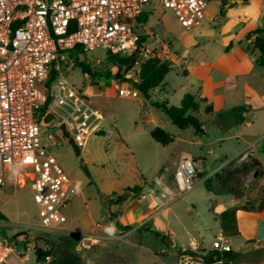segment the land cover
Here are the masks:
<instances>
[{
	"label": "built area",
	"instance_id": "obj_1",
	"mask_svg": "<svg viewBox=\"0 0 264 264\" xmlns=\"http://www.w3.org/2000/svg\"><path fill=\"white\" fill-rule=\"evenodd\" d=\"M209 2L0 0V192L8 183L15 188L30 185L38 207L40 226L36 230H50L66 222L62 211L76 193L68 172L50 152L49 148L56 144L55 137L49 133L42 137L40 127L45 126L47 118L60 119L50 127L65 141L72 138L79 148L95 131L99 117L87 95L62 73L72 61L68 53L73 50L83 57L84 53L102 49L112 55L130 56L137 51L133 62L136 71L149 59L169 61L171 40L142 31L143 23L137 19L145 14V8L168 9L180 27L190 31L201 24ZM140 36H145L146 41L138 47ZM133 76L128 74L124 80L116 81L114 90L118 96H138L132 86L137 82ZM234 160L246 163L249 156L243 153ZM198 168L192 158L177 162L173 177L179 193L193 189ZM29 229L16 234L24 244L17 253L24 259L34 250L26 243ZM16 249L9 238L0 237V264H5ZM229 251L231 246L223 235L216 236L208 248L191 240L184 252L177 254L178 264H222L213 253ZM163 253L165 248L160 250ZM35 264H51V257Z\"/></svg>",
	"mask_w": 264,
	"mask_h": 264
},
{
	"label": "rangeland",
	"instance_id": "obj_2",
	"mask_svg": "<svg viewBox=\"0 0 264 264\" xmlns=\"http://www.w3.org/2000/svg\"><path fill=\"white\" fill-rule=\"evenodd\" d=\"M144 15L147 16V29L163 39H173L175 55H178L181 46L174 32L181 27L172 12L158 7L154 11L145 8ZM83 58L92 76L84 74L74 59L67 64L62 73L74 87L87 95L89 104L97 112L99 117L95 123V131L87 136L84 145L78 148L76 156L60 133L50 127L60 119L55 120L50 117L48 123L44 121L45 126L40 127L44 133L42 137L48 133L55 137L56 144L49 148L50 152L62 164L77 188L73 207L70 209L65 207L62 211L66 218L64 223L68 224L75 233L72 236V245L78 241L77 234L86 233L90 228V216L94 223L107 221L98 192L119 193L127 186H141L145 195L155 194L158 188L153 183L162 186L161 173L169 175V183H175L173 164L184 155L195 157L192 158L195 161L198 160L196 157L204 155L213 162V165L208 171L201 173L197 171L195 185L191 191L181 194L177 190L176 194L160 196L162 205L167 209L170 227L174 231V240L177 244L185 245L194 239L205 247L210 246L218 231L214 218L217 217V213H221L222 202L227 197L229 199L240 193L243 203L249 200L255 205L259 204L264 177L256 178L255 174L243 178L241 167L245 163L236 160L232 161L229 168H223L238 157H233L237 149L234 143L211 142L213 137L207 139L204 135H197L192 128L183 131L177 129L154 106L143 105L140 94L135 98L118 96L114 90L116 81H122L126 75L133 73L135 75L133 78L136 81L139 79L140 71L133 69V65L127 72L121 70L120 75L123 79L115 81L112 76L106 78V73L114 74L115 69L107 60L105 50L97 49L84 53ZM185 86V77L177 65L173 64L163 83L151 90V96H156L155 91L158 87H164L169 95L163 94L162 97L168 98L172 105H178L177 95ZM200 117L204 119L203 115ZM156 127L172 134L173 143L166 146L156 143L150 137V131ZM41 141L42 144L45 143L43 139ZM210 149L213 150V154H208ZM213 168L216 169L208 174ZM214 173H216L215 183L211 187L219 189L226 182L225 187L227 186L230 193L224 191V195L216 196L204 189L203 181ZM211 206H214V211L210 210ZM37 210L28 183L16 188L8 183L0 192V212L6 218L4 222H0V237H4L1 232L5 233V237L9 238L17 248L15 253L9 255L5 264L36 263L32 256L34 250L28 259L17 253L24 244L13 236L27 227L30 229L26 243L39 247L53 244L55 253H60L67 247L66 241L60 238L55 240L50 233L35 229L40 226ZM163 248L166 249L165 256L159 259L156 255ZM113 249L123 256L112 257L106 264H160L161 262L178 264V259L165 244L163 245L153 234L142 230L129 233L122 241H118Z\"/></svg>",
	"mask_w": 264,
	"mask_h": 264
},
{
	"label": "crops",
	"instance_id": "obj_3",
	"mask_svg": "<svg viewBox=\"0 0 264 264\" xmlns=\"http://www.w3.org/2000/svg\"><path fill=\"white\" fill-rule=\"evenodd\" d=\"M146 22L143 23L142 31L151 33L146 27ZM259 28H264V0H210L199 26L190 31L181 28L174 32L181 46L178 55H175L173 39L169 38L171 59L165 63L169 64L170 68L173 64L177 65L186 81V86L177 95L178 105H172L168 98L162 97L163 94L169 95L164 87L156 89L155 97H152V91H149V99L142 97V101L143 105L149 106H153L152 102L163 101L168 105L179 106L186 93L205 99L206 102L200 103L197 113L203 135L207 139L213 137L211 142L234 143L237 147L233 153L234 158L246 153L249 158L256 159L264 170V66L256 63L259 53L253 48V38L248 35ZM230 43L232 46L226 50ZM90 92L92 94V90ZM206 105L211 106L208 113L204 111ZM239 114L242 122L238 119ZM200 115H203L204 119ZM208 154H213V150H208ZM183 158L195 157L184 155L173 164L174 167ZM196 158L198 160L194 161L199 166L200 173L211 169L213 162L204 155ZM168 177L169 175L161 173L162 186L153 183L158 188L155 194L145 195L142 187L139 195L133 197L130 194L121 205L110 207V211L116 214L115 220L121 226L130 227L128 231H121L108 219L104 223H94L90 215L91 226L86 233L77 234L78 241L75 245H72V236L75 233L66 222L50 230L38 231L50 233L55 240L60 238L66 241L67 247L81 259V264H106L112 257H122L123 255L113 247L133 231L147 232L145 228L151 229V234L159 240L160 237L154 232L168 235L174 245L185 249L188 244L179 245L175 242L167 209L160 200V196L164 194L177 193L176 183H169ZM75 189L77 193L76 185ZM122 191L102 194H120ZM74 201L73 196L66 208H72ZM242 204L243 197H227L222 202L221 215L217 213L214 218L218 227L216 236L223 235L227 238L234 256L232 264H264V209H236L232 214L226 213ZM210 210L214 211V206H211ZM169 251L177 258V251ZM164 256L165 253L160 254V251L156 255L159 259Z\"/></svg>",
	"mask_w": 264,
	"mask_h": 264
},
{
	"label": "trees",
	"instance_id": "obj_4",
	"mask_svg": "<svg viewBox=\"0 0 264 264\" xmlns=\"http://www.w3.org/2000/svg\"><path fill=\"white\" fill-rule=\"evenodd\" d=\"M244 2H247L248 0H243ZM223 5V2L222 4ZM222 7L220 10V14H222ZM137 21L145 23L147 21V16L142 15L140 16ZM249 37H252V45L255 50L258 51L259 56L256 60V63L258 65L264 66V28H259L254 31L249 32ZM146 41L145 36H140V40L138 43V47ZM232 44L230 43L226 50H228ZM137 51L133 53L130 56H120V55H112L110 53H107V60L112 64V66L115 69L114 74H109V72L106 73V78H109L112 76V78L116 81L119 79H123V76L120 75V71L127 72L131 69L134 59L136 58ZM68 57L75 60V63H77V66L81 69V71L84 74H87L88 76H92L90 72L89 66L85 63L83 60V57L78 56V54L75 51H70L68 53ZM83 58V59H82ZM171 70L169 64L165 62H159L156 59H149L147 60L140 68V74L139 79L137 82L132 83V86L138 91V93L144 98L149 99V91L159 86V84L162 83L165 75L169 73ZM54 79V74L51 76L49 83ZM201 102H206L205 99L199 98L196 95L186 93L184 94L183 98L180 101L179 106H172L168 105L165 101L163 102H152V105L158 109L160 112H162L167 119L170 121V123L175 126L179 130H185L186 128H192L194 130V133L197 135H203V130L201 128V123L197 118V113L199 111V106ZM46 105L41 110V115L44 114ZM204 111L206 113L211 111V106L206 105L204 108ZM50 120V119H49ZM48 121V118L47 120ZM150 137L158 144L166 146L173 142L174 137L170 133L166 132L164 129L156 127L150 132ZM233 161V160H232ZM230 161L227 163L223 168H229L231 163ZM242 176L243 178H246L248 175H254L256 174V178L264 177V170H262V167L260 163L254 159L249 158L248 162L242 165ZM216 177V173L210 175L207 179L203 181V186L205 190L214 193L215 195H221L225 192L230 193L225 185H227L226 182H224L223 186H221L219 189H213L211 185L215 183L214 179ZM262 189V195L261 200L259 204H253V202H250L249 200L244 202L241 206L231 208L226 213L232 214L235 212L236 209H243L246 211L251 210H262L264 209V184L261 186ZM142 192L141 186H133V187H126L123 189L122 193L116 194L111 193L109 195L102 194L98 192L99 200L102 204L103 211L106 214V217L108 221L114 223L118 228L121 229V231H128L130 227L128 226H121L116 220V214L114 212L110 211L111 206H119L121 205L130 194L134 196L139 195ZM234 197L239 198L241 197L240 193H237L234 195ZM221 215V214H220ZM6 220L5 216L0 212V221ZM2 235L5 237V233L1 232ZM155 235L160 237V240L163 244H165L170 250L177 251L178 253L184 252V249L181 247H178L174 245L171 240L169 239L168 235L159 234L157 232H154ZM14 238L17 236H13ZM34 257L36 262H42L44 261V258L46 256L51 257V264H81V259L79 256L73 251L70 250L68 247H65L62 249L60 253H55V247L53 244H49V246L46 247H39L34 245ZM216 259L220 260L222 264H232L234 261V256L232 255L231 251L229 252H214L213 253Z\"/></svg>",
	"mask_w": 264,
	"mask_h": 264
},
{
	"label": "water",
	"instance_id": "obj_5",
	"mask_svg": "<svg viewBox=\"0 0 264 264\" xmlns=\"http://www.w3.org/2000/svg\"><path fill=\"white\" fill-rule=\"evenodd\" d=\"M238 119H239L240 122H242L241 114L238 115ZM60 129H61L62 133L64 134V133H65V128H64L63 125H61ZM67 143L69 144V146H70L71 149L73 150L74 154L77 156V155H78V148H77V146L75 145L73 139H72V138H69V139L67 140ZM145 231L150 232V233L153 232V231H152L151 229H149V228H145ZM208 259L210 260L211 257H209Z\"/></svg>",
	"mask_w": 264,
	"mask_h": 264
}]
</instances>
